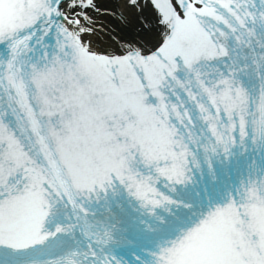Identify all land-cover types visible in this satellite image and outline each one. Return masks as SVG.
<instances>
[{
  "label": "snow or ice",
  "instance_id": "1",
  "mask_svg": "<svg viewBox=\"0 0 264 264\" xmlns=\"http://www.w3.org/2000/svg\"><path fill=\"white\" fill-rule=\"evenodd\" d=\"M0 264H264V0H0Z\"/></svg>",
  "mask_w": 264,
  "mask_h": 264
}]
</instances>
